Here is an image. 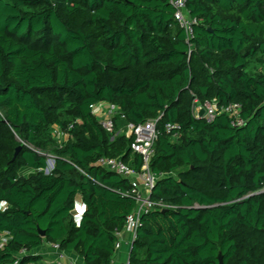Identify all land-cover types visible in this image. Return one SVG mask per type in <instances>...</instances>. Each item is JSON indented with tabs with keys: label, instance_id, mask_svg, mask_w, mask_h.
I'll use <instances>...</instances> for the list:
<instances>
[{
	"label": "trees",
	"instance_id": "1",
	"mask_svg": "<svg viewBox=\"0 0 264 264\" xmlns=\"http://www.w3.org/2000/svg\"><path fill=\"white\" fill-rule=\"evenodd\" d=\"M186 9L190 40L169 0H0V264H38L46 244L111 264L136 202L130 180L96 162L139 172L120 131L149 120V200L163 206L140 217L129 264H264V0ZM194 99L239 104L244 124L195 119ZM96 104L117 108L112 133Z\"/></svg>",
	"mask_w": 264,
	"mask_h": 264
},
{
	"label": "built area",
	"instance_id": "2",
	"mask_svg": "<svg viewBox=\"0 0 264 264\" xmlns=\"http://www.w3.org/2000/svg\"><path fill=\"white\" fill-rule=\"evenodd\" d=\"M169 4L174 10V22L180 29L184 31L187 36V40H190L192 37L193 27L196 25V20L189 15V12L186 9V0H169ZM91 109L92 113L99 119V122L105 131L112 133L114 129L113 120L114 117L118 115L117 108L112 104H96L93 105ZM191 110L195 119H204L209 123L214 121L219 115L225 114L231 127H241L244 124V121L241 118V107L239 104H229L225 107H219L214 100L201 104L196 99H194ZM120 118L123 119L124 117L120 115ZM156 122V120H149L136 126L127 124L126 127L120 131L124 132L125 136L127 137H133V142L130 145V149L133 153L142 157V166L139 172H135L133 169L129 168L119 158H102L96 162L97 166L112 171L130 180L132 185L130 195L136 202V208L126 217L124 230L132 233L133 240L135 238L140 217L151 212L155 206H163L161 203H153L149 200V196L158 179L157 176L150 172L148 165L151 157L153 156V146L158 135ZM164 129L167 134L172 136V138L176 139L178 137V132L180 129L178 125L166 124ZM53 136L58 143L68 139L67 132L58 128L53 130ZM52 160L53 159H49L48 161ZM50 170H52V168L49 166L45 172L48 173ZM259 192H264V185ZM82 211L83 207H81L79 211H76L75 216L77 218L80 217ZM120 235L121 232L117 233L118 241L114 247L115 252H117L120 248ZM53 247L58 249L57 246Z\"/></svg>",
	"mask_w": 264,
	"mask_h": 264
},
{
	"label": "crops",
	"instance_id": "3",
	"mask_svg": "<svg viewBox=\"0 0 264 264\" xmlns=\"http://www.w3.org/2000/svg\"><path fill=\"white\" fill-rule=\"evenodd\" d=\"M80 200L77 201L76 211L81 209ZM133 239L132 233L122 231L120 235V248L112 256L111 264H128L129 253ZM32 255L40 257L38 264H84L83 260L72 252H62L52 245L46 244L34 250Z\"/></svg>",
	"mask_w": 264,
	"mask_h": 264
},
{
	"label": "water",
	"instance_id": "4",
	"mask_svg": "<svg viewBox=\"0 0 264 264\" xmlns=\"http://www.w3.org/2000/svg\"><path fill=\"white\" fill-rule=\"evenodd\" d=\"M19 150H20V147H18V148L16 149L15 154H14V157L16 156V154L18 153ZM53 162H54L53 160H52V161H48V163L50 164V167H51V168H53ZM38 233H39V235H40L41 237L44 236V233H43L42 231H40L39 229H38ZM218 262H219V264H222L221 256L218 257Z\"/></svg>",
	"mask_w": 264,
	"mask_h": 264
},
{
	"label": "rangeland",
	"instance_id": "5",
	"mask_svg": "<svg viewBox=\"0 0 264 264\" xmlns=\"http://www.w3.org/2000/svg\"><path fill=\"white\" fill-rule=\"evenodd\" d=\"M49 159H52V158L49 156L48 160H49ZM48 168H49V166H48ZM1 241H2V242H5L6 239L3 237V238L1 239Z\"/></svg>",
	"mask_w": 264,
	"mask_h": 264
},
{
	"label": "bare ground",
	"instance_id": "6",
	"mask_svg": "<svg viewBox=\"0 0 264 264\" xmlns=\"http://www.w3.org/2000/svg\"><path fill=\"white\" fill-rule=\"evenodd\" d=\"M48 165L50 166V164L48 163Z\"/></svg>",
	"mask_w": 264,
	"mask_h": 264
}]
</instances>
